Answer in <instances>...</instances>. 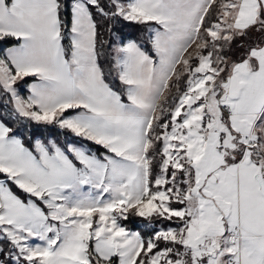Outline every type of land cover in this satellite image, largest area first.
Segmentation results:
<instances>
[{
	"label": "snow or ice",
	"instance_id": "1",
	"mask_svg": "<svg viewBox=\"0 0 264 264\" xmlns=\"http://www.w3.org/2000/svg\"><path fill=\"white\" fill-rule=\"evenodd\" d=\"M0 264H264V0H0Z\"/></svg>",
	"mask_w": 264,
	"mask_h": 264
},
{
	"label": "trees",
	"instance_id": "2",
	"mask_svg": "<svg viewBox=\"0 0 264 264\" xmlns=\"http://www.w3.org/2000/svg\"><path fill=\"white\" fill-rule=\"evenodd\" d=\"M124 31H125V33H129L132 30L126 28V29H124ZM40 134L42 136H44V137H50L52 139H58L61 143H63L64 140H65V135L64 134H61L60 130L57 129V128H55L54 126H49L47 130H41V133ZM68 135L70 136L71 134H68ZM136 220H137V223L140 222L139 218H136Z\"/></svg>",
	"mask_w": 264,
	"mask_h": 264
},
{
	"label": "crops",
	"instance_id": "3",
	"mask_svg": "<svg viewBox=\"0 0 264 264\" xmlns=\"http://www.w3.org/2000/svg\"><path fill=\"white\" fill-rule=\"evenodd\" d=\"M24 94L26 95L27 93L25 92Z\"/></svg>",
	"mask_w": 264,
	"mask_h": 264
}]
</instances>
